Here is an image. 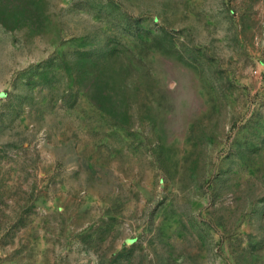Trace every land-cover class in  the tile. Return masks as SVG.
<instances>
[{"label": "rangeland", "instance_id": "374dc122", "mask_svg": "<svg viewBox=\"0 0 264 264\" xmlns=\"http://www.w3.org/2000/svg\"><path fill=\"white\" fill-rule=\"evenodd\" d=\"M0 264H264V0H0Z\"/></svg>", "mask_w": 264, "mask_h": 264}]
</instances>
